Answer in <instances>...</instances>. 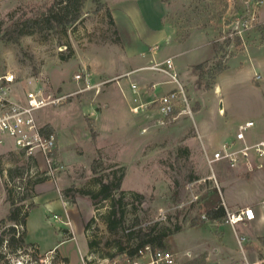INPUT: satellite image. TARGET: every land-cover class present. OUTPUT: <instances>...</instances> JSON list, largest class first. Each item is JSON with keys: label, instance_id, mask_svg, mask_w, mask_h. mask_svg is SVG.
<instances>
[{"label": "rangeland", "instance_id": "374dc122", "mask_svg": "<svg viewBox=\"0 0 264 264\" xmlns=\"http://www.w3.org/2000/svg\"><path fill=\"white\" fill-rule=\"evenodd\" d=\"M48 1L0 0V20L6 21L7 15L16 9L14 20L20 19L23 13L30 14ZM107 1L101 0L106 7ZM125 1L109 0L108 3L114 9L116 23L122 28ZM160 1L163 4L158 6L157 11L163 16L167 28L175 30L176 40L184 42L189 35L194 36L182 48L189 50L185 54L189 63L194 64L208 57L214 41L232 40L221 53L228 54L227 69L216 78L217 89L204 91L189 66L187 81L178 80L185 91L188 108L180 107L181 114L174 115L178 118L164 124L160 123L155 104L149 103L137 113H132L128 107L127 97L135 92L130 89V83L135 80L136 91H140L142 84L137 82V78L146 72L111 79L113 81L109 84L75 94L59 107L39 110L37 118L51 124L56 134L57 165L61 171L53 179L46 178L40 159L31 163L22 156L16 157L17 152L7 151V147L1 146L0 152H6L0 154V220L5 218L9 209L7 192L17 182L8 180V170L31 163L33 167L28 176L36 178L41 184L37 188L31 186L33 196L38 188L50 190L52 196L56 191L79 217V212L87 214L88 220L82 227L85 237L79 232L73 242L55 247L63 233L59 219H53V214L57 213V218L59 214L53 211L48 214L46 204L42 202L26 223L25 242L38 246V250L25 247L14 254L2 245L0 253L4 257L0 264H39L40 258H44L50 249L72 256L75 254L78 258L83 255V264H111L120 259L115 257L112 262L101 259L114 252V239H119L122 233H109L99 217L107 212L108 203H97L93 207L84 195V192L97 189L92 182L96 178L91 172L93 160L101 163L97 173L100 175L97 176L111 172L119 174L118 168L122 167L125 176L121 189L145 197L143 204L135 202L133 209H127L126 225L137 218L141 227L155 222L159 226H167L169 231L179 227L180 231L166 240V250L174 254L176 264H210L213 261L227 264L230 256L239 255L235 239V235L241 234L238 225L234 226V233V228L225 224V219L209 220L206 212L216 202L222 203L221 197L241 198L245 195L258 202L264 201V157H250L251 168L247 162L234 168L225 162L209 167L200 143L204 142L206 152L211 154L214 149L221 148L223 139L218 137L221 133L225 132L224 139H233L238 126L247 120L253 122V126L244 132L245 142L253 144L264 140V0ZM139 3L141 15L148 24H156L152 17V13H157L152 6L155 3L152 0ZM93 9L94 4L88 0L84 5L86 14L82 21L69 30L66 37L46 33L24 37L17 43L1 40L0 75L11 72L21 83L30 78L37 79L46 82L53 93L72 94L83 87L73 82V76L83 72V67L87 68L84 71L90 75L92 85L103 79L98 78L99 75L112 78L118 74L117 71L134 68L143 59L121 51L122 42L114 20L110 23L105 9L98 14L91 13ZM252 9L256 18L253 27L243 32L241 38L230 35L235 30L234 20L243 18ZM256 26H260L258 30ZM135 32L133 35L124 28L123 34L136 49L138 33ZM235 37L240 39V45L235 44ZM157 48L154 54L159 57L167 50L168 44L163 40ZM151 55L146 53L144 61ZM65 56H69L68 60L62 61ZM157 79H160L159 75ZM163 87L156 88L154 94L160 93ZM90 120L94 122V134L88 126ZM190 143L194 147L191 145L189 148ZM253 171L257 174L251 182L238 183L252 177ZM71 186L80 190L82 195L69 192V196L64 197L62 191ZM70 196L74 203H71ZM262 205L258 209L264 214ZM90 219H94V223L85 230ZM7 227L1 224L0 234L6 232ZM92 240L97 242L96 250L102 257L88 251L86 242ZM49 256L53 257L49 260L51 264L60 261L59 256V261H55L53 252Z\"/></svg>", "mask_w": 264, "mask_h": 264}, {"label": "trees", "instance_id": "16d2710c", "mask_svg": "<svg viewBox=\"0 0 264 264\" xmlns=\"http://www.w3.org/2000/svg\"><path fill=\"white\" fill-rule=\"evenodd\" d=\"M88 0H49L41 6L35 8L30 14L23 13L20 19L14 20V15L17 9L7 15L6 21L0 20V41L17 43L24 37L41 35L46 33L59 34L66 37L69 30L74 29L83 19L86 14L84 12V5ZM94 4V9L91 13L98 14L101 10L105 9L110 23H113L109 9L101 0H89ZM8 23V24H7ZM260 26H256V30ZM235 44L240 45V39L235 38ZM232 40L225 38L223 42L214 41L212 46L213 57L205 60L199 64L193 65V75L197 78V84L203 88L204 91H210L216 85V78L227 69V53H223L225 46H229ZM230 57V56H229ZM69 56H65L62 61H67ZM226 58V59H225ZM225 59V60H224ZM94 121V120H93ZM89 121V129L91 134H94V122ZM47 130L53 132L50 125H47ZM10 155L14 154L9 152ZM21 153H17L16 157H21ZM2 156H0L1 159ZM33 163V162H31ZM23 165L15 166L8 170L7 177L9 181L15 182V186L7 193V200L9 201V209L5 218L0 220V225L8 226L6 232L0 234V247L3 245L10 253L20 252L22 248H32L36 251L35 245H30L25 242V221L28 212L35 209L36 205L32 202L33 194L31 186L39 183L36 178L30 179L28 176L29 170L33 166ZM33 165V164H32ZM101 168L99 160H93L91 165V172L96 178L93 183L97 185L96 191L84 192V195L90 199L91 205L95 207L97 203H108L107 212L100 214L99 217L104 223L106 230L117 235L122 233L119 239H114V252L107 254L105 259L112 262L115 257L123 254L126 256H133L136 251L142 247L149 246L152 249H166V240L174 233H178L179 227H175L173 231H169L167 226H159V223H152L141 227V222L135 218L130 224L126 225V216L128 208L133 209L134 203L143 204L145 197L141 194L134 192H125L121 189V183L125 176V170L120 167L117 172L100 174L98 170ZM29 177V178H28ZM32 177H35L32 176ZM44 177V176H38ZM46 177V176H45ZM48 178V177H46ZM42 179V178H41ZM40 179V180H41ZM42 181V180H41ZM69 192H75L82 195L80 190L74 187H69L62 191L64 197L69 196ZM71 203H74L73 197L70 196ZM206 216L209 220H222L225 219L226 211L220 201L216 202L210 209L207 210ZM94 223V219L86 224V228ZM19 228L21 230H19ZM87 238V235H86ZM264 241V240H262ZM97 242L94 240L87 242L88 251L91 254H96L99 257L103 255L98 254L96 247ZM4 254L0 253V261L3 259ZM55 261L58 260V255L55 254Z\"/></svg>", "mask_w": 264, "mask_h": 264}, {"label": "built area", "instance_id": "2783aa9c", "mask_svg": "<svg viewBox=\"0 0 264 264\" xmlns=\"http://www.w3.org/2000/svg\"><path fill=\"white\" fill-rule=\"evenodd\" d=\"M255 19L254 9L248 11V14L243 18H236L233 23L235 30L230 35H237L241 38L243 32L253 27ZM150 69L168 75L174 84L173 89L151 103L157 107L160 123L164 124L170 120H176L178 117L175 118L174 115L180 113V107L186 106L188 108V101L174 72L172 59H166L158 64L153 63ZM73 82L83 87L72 94H56L44 81L30 78L21 83L16 75L11 72L0 75V147L5 146L7 151L21 153L28 162H36L40 159L44 166L45 176L50 179H53L58 171H61L57 165V137L54 131L49 132L47 130L48 124L41 122L36 113L43 108L59 107L75 94L93 88L97 89L100 86L92 85L90 75L86 72L75 74ZM135 87V85H131L132 89ZM141 109V106L135 105L131 107L130 111L137 113ZM252 126L253 122L251 121L240 125L232 141L223 144L219 150L213 151L211 154L205 153L208 166L211 167L217 162H225L230 168H234L243 162L250 164L248 162L250 157H264V140L253 144L245 142L244 132ZM249 166L251 168V164ZM261 166L259 165V167ZM254 218L253 209L246 207L235 212L226 211L224 221L225 224L234 227L240 223L251 222ZM53 219L58 221L59 218L53 215ZM236 239L241 252V259L227 264H264V253H261L259 257L248 259L243 251L245 238L237 236ZM49 254L52 255V252H48L44 258H40L39 264H51L49 260L53 257H48ZM119 257V260H115L111 264H176V258L172 252L166 249H152L149 246L138 249L133 256L123 254Z\"/></svg>", "mask_w": 264, "mask_h": 264}, {"label": "crops", "instance_id": "0c3cea01", "mask_svg": "<svg viewBox=\"0 0 264 264\" xmlns=\"http://www.w3.org/2000/svg\"><path fill=\"white\" fill-rule=\"evenodd\" d=\"M145 1L149 2L150 0H126L124 2V4L126 6H125V9H123V14L125 17V23L123 25H124V28L126 30L129 29L130 33L133 35H134L133 32L137 31L138 40L136 42L137 43L136 49L131 46L132 41L130 39L126 40L124 38V34H123L124 28L118 26V24L116 23L115 18H114V12H113L114 9H113V7L108 6L109 0L106 2L107 8L109 9V11L111 13V17L114 20V23L116 25V30H117V32L120 36L121 42H122V46L120 47V48H122L121 51L125 50L127 55H130L131 57L140 56L141 59H143V60L142 61L139 60L136 63V65H134L135 66L134 68L128 67L129 69L125 68L123 70L117 71L118 74L114 75L112 78L104 77V75H99L98 78L103 77V79H100V81L97 84H94V85H101V86L103 85L104 86L105 84H109L110 82H112L113 80H111V79L118 80L121 78H126L127 76H130L131 74L146 72L145 74H141V76L137 78L138 79L137 82L142 84V88L140 89V91H136L137 87H135V89L131 88V85H134L136 83L135 80H133L130 83V89L135 91V92H132L129 95V97H127V101H128L127 103H128L129 109H131V107H133L135 105H138V106L142 107V109L140 111H143L146 108V106L149 105V103H152L159 96L167 93L169 90L174 88V84L171 82V79L168 75H166L162 72L150 69V66L153 63L158 64V63H160L166 59L171 58L172 62H173V66H174V72L176 73L177 79L181 82L182 81L186 82L187 81L186 78L188 75L187 68L189 66H192L194 64H198L202 61H205V60L213 57L212 56L213 51H212V48L210 46V50H209L210 54L208 55V57L204 58V60H201V61L194 63V64L186 61L185 58L187 56L185 54L188 53L189 50L185 51V49H182V48H184L183 46L188 45V43L191 41V39L194 38V36L192 34L189 35L184 42H179L178 40H176L175 30H172V29L170 30L167 28V26L163 22V16H161L160 12L157 11L158 6L161 5V3H162L160 0H152L153 3H155V5H152V6H154V9L157 12L156 15H153V13H152V17L156 20L157 23L156 24L154 23L153 25H149L148 22L141 15L142 11H141L139 2H145ZM155 10H153V12ZM147 14H148V12H147ZM147 17H148V15H147ZM139 26H141V29L139 28ZM200 35L201 34H198V36H200ZM206 35L207 34L205 33L204 36H206ZM198 36H196V37H198ZM139 40H141V41H139ZM163 40L168 44V48L164 53H162V55H160L158 57L154 54V52L156 50H158V48H157L158 43L163 41ZM126 45H128V47L131 46L130 47L131 49H128V47ZM133 45H134V42H133ZM146 53H149L152 55H151V57L147 58L144 61ZM149 64H151V65L148 66ZM84 65L86 66V64H84ZM86 69L83 67V72H85L84 70H86ZM158 75H159L160 79H157ZM159 87H163V90L158 94H154V90L156 88H159ZM215 88L217 89L216 85L214 86L213 89H215ZM148 99H150V100H148ZM134 100H135V102H134ZM219 110H220V112H222L221 108H219ZM94 121L96 122V125L98 126L99 124H98V121L96 120V118H94ZM248 121L249 120L245 121V123ZM47 123H49V122H47ZM224 133L223 134L221 133L218 136L220 139H223L222 143H221L222 145L227 143V142H230L234 139V138L233 139H224L226 136V134H224ZM259 141H262V140H259ZM191 145L193 146V144L190 143L188 147L189 148L192 147ZM200 146H201V150L203 151V153L204 154L207 153L204 142H201ZM214 151H217V150L214 149ZM5 152H6V150L2 151V153H5ZM207 154H210V153H207ZM252 173H253L252 177H249V179H247L245 181L239 180L238 183H240V182H248V183L251 182L252 178L255 177V174H257V172L255 173V171H253ZM46 182L47 181H45L44 183H46ZM222 182L224 183V181H222ZM40 185L41 184H37V185H35V187L37 188ZM223 190L224 189H222V192H223ZM36 193L37 194L32 199V202L36 205V208L28 212V216L26 218L25 227H24L25 233H27V230H26L27 224L26 223L30 217V214L32 212H34L36 209H38V207L40 206V203L42 204V202L46 204L45 205L47 207L46 212L48 214L49 213L52 214V211L58 212V214H59V219H60L59 223L62 226L61 231L63 233H62L61 240L55 245V247L58 245L67 244L71 241L73 242L76 238V235H77L76 233H79V232L83 233L82 227H83V224H85L88 220L87 214H83V213L79 212L81 215V217H79L77 212L76 213L73 212L72 206L69 205L66 201L62 200V198L60 197V194L56 193V191L54 192V196H52V193L50 192V190H47V191H45L44 189L39 190V188H38V191H36ZM247 197H245V195H242L241 198H239V196L236 198H233V197H230L227 199H225L224 197H221V198H222V203H223L222 205L224 206L225 210L227 209V211H229V212H235L239 209L246 208V207H250L253 209L254 214H255V218L253 221L237 224L238 226L236 225L238 230L241 232V234L239 236L244 237L246 240V242L243 243V251H244V253H246V256L248 259H253V258L260 256L261 253H264V241H262V240H264V214H262L260 212V210L258 209L259 205L264 204V201L258 202L256 200H254L253 198H250V197L247 198ZM262 206H264V205H262ZM53 215L57 216V213H55ZM79 219H80V221H79ZM214 221H218V220H214ZM236 226H235V228H236ZM235 228L233 229L234 233L236 232ZM83 235H84V233H83ZM84 237H85V235H84ZM236 237H237V235H235V239H236ZM236 243H237V239H236ZM86 246H87V242H86ZM55 247H53V248H55ZM36 248L38 250V246ZM48 252H53L54 254H57L59 256L60 261L57 264H83V260H82L83 255L79 256V258H78V256L75 254L72 256V255H68V253H60V252H58V249H56L54 251L52 249H50ZM259 253H260V255H258ZM44 254H46V252ZM240 259H241V252L239 251V255L235 254L233 256H230L227 260V263H229L231 261H239ZM210 264H217V262L213 261Z\"/></svg>", "mask_w": 264, "mask_h": 264}]
</instances>
